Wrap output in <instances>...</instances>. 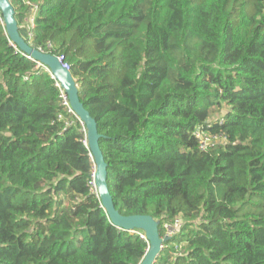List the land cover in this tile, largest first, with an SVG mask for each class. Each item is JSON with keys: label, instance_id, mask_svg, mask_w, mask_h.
Masks as SVG:
<instances>
[{"label": "trees", "instance_id": "1", "mask_svg": "<svg viewBox=\"0 0 264 264\" xmlns=\"http://www.w3.org/2000/svg\"><path fill=\"white\" fill-rule=\"evenodd\" d=\"M10 2L68 64L114 208L161 236L180 219L153 264H264V0ZM24 54L0 11V264H139L147 240L110 221L85 127ZM207 123L224 138L201 150Z\"/></svg>", "mask_w": 264, "mask_h": 264}, {"label": "water", "instance_id": "2", "mask_svg": "<svg viewBox=\"0 0 264 264\" xmlns=\"http://www.w3.org/2000/svg\"><path fill=\"white\" fill-rule=\"evenodd\" d=\"M0 11L5 24V32L10 40H12L21 51L31 55L34 60L48 67L53 77L66 92L72 110L79 117L86 129V141L95 166L93 174L94 186L102 206L106 210L110 221L118 228L128 231L137 229L144 232L148 247L139 264H153L167 236L160 237L161 235L158 229L159 221L153 219L150 215H122L114 208L107 188L106 164L98 144L99 135L97 133L96 124L94 119L79 101L76 80L69 69H65L61 65L56 55L41 52L25 42L22 35L18 32V25L14 16L15 12L10 0H0Z\"/></svg>", "mask_w": 264, "mask_h": 264}, {"label": "built area", "instance_id": "3", "mask_svg": "<svg viewBox=\"0 0 264 264\" xmlns=\"http://www.w3.org/2000/svg\"><path fill=\"white\" fill-rule=\"evenodd\" d=\"M28 4L31 5V9L35 10L36 6H34L33 3L27 2ZM38 6V5H37ZM31 23H30V27L28 29V35L31 36V29L34 27V23L32 22L33 17H31ZM23 37V36H22ZM11 42L13 43V41L11 40ZM15 44V43H14ZM49 46V44H48ZM39 51L43 52L42 49H39ZM45 53V52H44ZM28 59H31L33 61H35L37 64L42 65V67L45 70H48L49 68L44 66L43 64H41L39 61L34 60L33 57L27 53L24 54ZM58 60L60 61L61 65L65 68V69H69V66L67 63H65L62 59V57L57 56ZM53 76V75H52ZM57 81V80H56ZM56 85L59 87V91H60V96H61V100H62V105L66 106L67 111L68 112H72V114L77 118V115H75L74 111L72 110L70 104H69V100H68V96L66 94V92L64 91V89L60 86V84L57 82ZM221 122V120L219 121ZM203 125H197L193 131V135L197 137V142H198V147L201 150H206L208 149V147H211L213 145H215V143L219 142V140H222L224 137L221 134H215V135H209L208 132H210L208 130V128L211 126V123H207L205 127H202ZM195 137V138H196ZM92 186H94V181H92ZM93 190V188H92ZM180 225V219L176 218L174 219L173 222H169V223H164L163 224V228H164V232L162 236H170L174 233V231L176 230V228ZM133 232L138 233V235L141 238H145V235L141 232H139V230H134Z\"/></svg>", "mask_w": 264, "mask_h": 264}, {"label": "bare ground", "instance_id": "4", "mask_svg": "<svg viewBox=\"0 0 264 264\" xmlns=\"http://www.w3.org/2000/svg\"><path fill=\"white\" fill-rule=\"evenodd\" d=\"M77 119H78V121L81 123V125H83L84 126V124L81 122V120L79 119V117L77 116ZM85 127V126H84ZM85 132H86V129H85ZM86 134V133H85ZM94 170H95V166H94ZM180 224H181V222H180ZM180 226V225H179ZM178 226V227H179ZM130 232H133V231H130ZM139 232H141V233H143L144 234V232L142 231V230H139ZM160 237H166V236H160ZM167 238H168V236H167Z\"/></svg>", "mask_w": 264, "mask_h": 264}, {"label": "rangeland", "instance_id": "5", "mask_svg": "<svg viewBox=\"0 0 264 264\" xmlns=\"http://www.w3.org/2000/svg\"><path fill=\"white\" fill-rule=\"evenodd\" d=\"M37 5H38V3H35V4H34V6H37ZM85 138H86V135H85Z\"/></svg>", "mask_w": 264, "mask_h": 264}]
</instances>
